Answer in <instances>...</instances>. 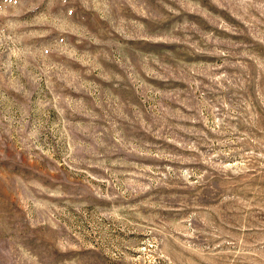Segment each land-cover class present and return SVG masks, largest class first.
<instances>
[{"label":"rangeland","instance_id":"rangeland-1","mask_svg":"<svg viewBox=\"0 0 264 264\" xmlns=\"http://www.w3.org/2000/svg\"><path fill=\"white\" fill-rule=\"evenodd\" d=\"M0 264H264V0H0Z\"/></svg>","mask_w":264,"mask_h":264}]
</instances>
